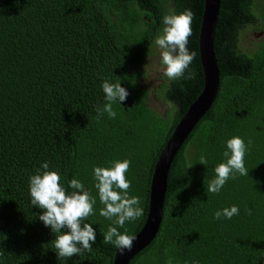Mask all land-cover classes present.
<instances>
[{"label":"trees","instance_id":"obj_1","mask_svg":"<svg viewBox=\"0 0 264 264\" xmlns=\"http://www.w3.org/2000/svg\"><path fill=\"white\" fill-rule=\"evenodd\" d=\"M252 3L220 0L218 93L171 164L156 237L129 264H264V40L255 50L240 46L258 11L264 20L262 5L255 12ZM203 8L204 0H0V264H112L117 248L104 243L109 227L129 235L141 229L158 154L203 88ZM185 9L194 13L187 47L196 57L184 77L156 74L152 87L147 64L160 49L155 39L163 17ZM104 80L123 84L133 100L114 104V119L96 118L107 103ZM152 97L166 112L151 107ZM234 136L248 146L249 175L237 173L210 193L208 183ZM202 155L206 165L199 163ZM125 159L131 162L128 194L140 198L143 215L119 227L115 217L100 215L93 170ZM45 162L69 192L75 178L96 199L86 220L96 230L91 252L58 258L60 233L39 220L42 209L29 192L30 177ZM233 205L238 215L215 218Z\"/></svg>","mask_w":264,"mask_h":264},{"label":"clouds","instance_id":"obj_2","mask_svg":"<svg viewBox=\"0 0 264 264\" xmlns=\"http://www.w3.org/2000/svg\"><path fill=\"white\" fill-rule=\"evenodd\" d=\"M193 17L191 9H185L178 15L168 14L163 17L162 34L156 37L155 44L161 49L162 64L165 65L164 75L170 80L184 77L185 71L196 57V52L190 51L187 47L189 37L192 35ZM187 78L193 79L194 73L189 72ZM102 89L107 103L102 109L97 108L96 118L100 119L107 113L109 118L114 119L117 113L113 105L126 102L129 92L120 82L111 83L108 80L103 81ZM247 147L244 139L239 136L227 141V150L223 153L225 162L216 166V175L208 183V192L219 193L230 178H236L237 173L240 176L249 175L244 163ZM111 163V167H95L93 170L99 200L104 205L100 209V215L109 220L115 217V224L123 227L126 221L140 218L143 215V208L140 207L139 197H130L128 194L131 182L126 179L125 174L130 167V160ZM199 163L206 165V157L202 155ZM190 167L192 165L188 168ZM42 168L43 172L37 170V174L30 177L29 192L32 205L42 209L39 220L53 233H60L55 236L54 241L58 258H71L82 251L91 252L96 241V230L86 220L93 214L96 199L80 180L74 178L69 182L68 187L72 189L69 192L61 183L58 171L49 170L47 162ZM238 214L239 207L233 205L217 211L215 218L220 219L223 216L231 219ZM248 214H251V210H248ZM136 238L135 235L126 232L122 234L117 227L110 226L104 235V243L114 244L123 255L126 251L132 250ZM168 264H172L171 259Z\"/></svg>","mask_w":264,"mask_h":264},{"label":"water","instance_id":"obj_3","mask_svg":"<svg viewBox=\"0 0 264 264\" xmlns=\"http://www.w3.org/2000/svg\"><path fill=\"white\" fill-rule=\"evenodd\" d=\"M220 0H204L202 20L198 34V51L203 73V88L195 100L191 102L182 117L169 135L158 154L153 167L148 202V212L141 229L135 234L133 248L123 255L116 249L112 264H129L130 260L145 249L156 237L162 221L164 201L167 191V180L171 164L178 151L188 139L201 117L215 101L219 90V69L214 50V31ZM121 86L124 87L123 84ZM129 96L126 102L131 105Z\"/></svg>","mask_w":264,"mask_h":264},{"label":"rangeland","instance_id":"obj_4","mask_svg":"<svg viewBox=\"0 0 264 264\" xmlns=\"http://www.w3.org/2000/svg\"><path fill=\"white\" fill-rule=\"evenodd\" d=\"M253 39V38H252ZM250 40V35L245 34L242 36L241 40H240V46H244V50H250V46L248 45V41ZM161 49H159V51L151 58V60L149 61V63L147 64V73L149 76H147L146 78V82L151 85L152 87H154V84L156 83V80L154 79L155 75H161L164 78V68L165 65H162L160 63V60H162V58L160 57L161 55ZM149 104L151 105V107L155 108L157 111H159L160 113H164L166 112V106L163 104L162 101H155L154 98L152 97L149 101Z\"/></svg>","mask_w":264,"mask_h":264},{"label":"flooded vegetation","instance_id":"obj_5","mask_svg":"<svg viewBox=\"0 0 264 264\" xmlns=\"http://www.w3.org/2000/svg\"><path fill=\"white\" fill-rule=\"evenodd\" d=\"M252 4L255 6V10H254L255 12L258 10L260 5H262V9L264 10V0H254V3ZM262 14L263 13H259L258 11L257 16L254 17V20L249 24L247 30L243 32V35L245 34L250 35V40L248 41V45L250 46L251 50H255L258 47L259 43L264 40V25H263L264 20H262L261 18ZM248 19L252 20L253 15H249Z\"/></svg>","mask_w":264,"mask_h":264},{"label":"bare ground","instance_id":"obj_6","mask_svg":"<svg viewBox=\"0 0 264 264\" xmlns=\"http://www.w3.org/2000/svg\"><path fill=\"white\" fill-rule=\"evenodd\" d=\"M219 12V11H218ZM217 19H218V15H217ZM216 24H217V21H216Z\"/></svg>","mask_w":264,"mask_h":264}]
</instances>
